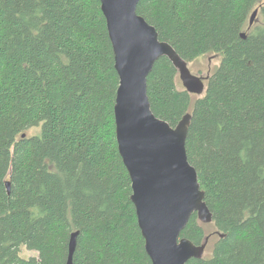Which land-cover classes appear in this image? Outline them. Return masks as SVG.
Here are the masks:
<instances>
[{
    "label": "trees",
    "instance_id": "trees-1",
    "mask_svg": "<svg viewBox=\"0 0 264 264\" xmlns=\"http://www.w3.org/2000/svg\"><path fill=\"white\" fill-rule=\"evenodd\" d=\"M136 10L184 62L220 61L198 98L167 58L147 78L157 118L192 116L186 154L213 230L193 214L181 237L215 241L187 264H264V0ZM118 86L99 0H0V264H66L75 232L73 264H151L116 141Z\"/></svg>",
    "mask_w": 264,
    "mask_h": 264
},
{
    "label": "water",
    "instance_id": "water-1",
    "mask_svg": "<svg viewBox=\"0 0 264 264\" xmlns=\"http://www.w3.org/2000/svg\"><path fill=\"white\" fill-rule=\"evenodd\" d=\"M99 2L119 78L114 105L116 141L131 182V201L145 252L151 264L202 260L206 242L195 245L181 237L193 214L201 224H212L197 171L186 154L192 116L184 115L175 127L157 118L148 100L147 78L154 63L164 57L178 70L179 80L189 94H202L204 83L137 14L139 0ZM77 236L78 232L71 234L66 264H73Z\"/></svg>",
    "mask_w": 264,
    "mask_h": 264
},
{
    "label": "rangeland",
    "instance_id": "rangeland-1",
    "mask_svg": "<svg viewBox=\"0 0 264 264\" xmlns=\"http://www.w3.org/2000/svg\"><path fill=\"white\" fill-rule=\"evenodd\" d=\"M219 57L215 56H205V57H200L198 60L192 62V63H187V69L189 72L200 79H202L203 83L206 84V78L210 76L219 66ZM180 81V80H179ZM181 83V82H180ZM181 87L182 84H180ZM184 89V88H183ZM194 98H198L199 95H192ZM200 223V222H199ZM205 227L206 231H212L213 229L209 225H204L201 224ZM215 241V234H211L206 242V249L204 253V257H207L210 255L211 247ZM21 256L24 258H29L31 256H36L35 253L30 252L26 249H22Z\"/></svg>",
    "mask_w": 264,
    "mask_h": 264
}]
</instances>
